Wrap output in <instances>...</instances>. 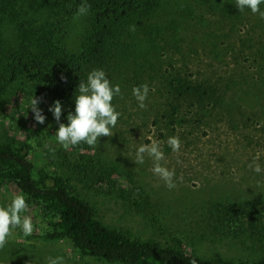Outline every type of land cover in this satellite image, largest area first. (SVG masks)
<instances>
[{
    "label": "rangeland",
    "instance_id": "obj_1",
    "mask_svg": "<svg viewBox=\"0 0 264 264\" xmlns=\"http://www.w3.org/2000/svg\"><path fill=\"white\" fill-rule=\"evenodd\" d=\"M24 1L19 0L15 7H4L0 1V143L29 139L33 144L30 158L37 167L68 177L101 221L131 237L176 246L205 258L253 261L263 257L264 172L258 174L248 165L259 157L257 162L264 168V19L248 8L239 11L235 0H230L209 8L203 26L194 20L202 30L200 34L206 33L207 45L198 42L199 33L192 27L183 31L182 50L192 46L195 53L188 64L196 77L210 80L222 75L232 79L228 88L231 94L221 107L212 103L210 111L202 114L183 110L178 123L172 124L167 90L160 82L162 75L153 70L155 79L144 81L150 89L145 109L139 108L132 94L133 87L144 84L141 79L119 84L123 96L112 101L121 113L112 129L114 134L100 137L96 146L81 143L65 150L55 135L65 117L64 109L60 121L49 111L60 94L53 91L54 100L39 95L41 90L29 70L33 55L44 51L39 43L43 32L32 29L44 24L48 2L35 0L33 14L41 18L32 27L26 23L29 16ZM168 1L173 8L181 5L183 9L188 4L184 0ZM260 8L264 11V3ZM75 15L70 13L53 23L52 37L55 44L80 52L88 43L94 18L90 11L79 19H74ZM55 18L54 14L49 20ZM25 40H35V44ZM166 53L167 58L162 55V59L157 54L155 68L169 69L171 60L180 64V53ZM107 77L115 86L111 75ZM34 97L46 117L43 124L35 121L29 108ZM170 136H179V152L168 146ZM149 137L161 144L165 166L175 169L173 189L151 171L153 161L147 155L142 165L132 160L139 145L151 142ZM95 158L109 165L108 171L89 169L88 162ZM15 194L23 193L0 186V206L10 204ZM24 196L28 207L21 215L32 219L33 233L25 236L21 228L13 229L6 246L0 249V264H46L48 257L57 256L63 257L65 264H120L84 255L69 240L34 237L35 232L46 229V224L40 205Z\"/></svg>",
    "mask_w": 264,
    "mask_h": 264
},
{
    "label": "trees",
    "instance_id": "obj_2",
    "mask_svg": "<svg viewBox=\"0 0 264 264\" xmlns=\"http://www.w3.org/2000/svg\"><path fill=\"white\" fill-rule=\"evenodd\" d=\"M0 1L4 7H15L19 3V0ZM167 1L47 0L49 12L55 14L56 18L49 20L52 15L45 7L47 15L42 17L44 24L38 29H32L43 32L39 43L43 44L44 51L41 55H33L29 70L30 77L39 85V95H49L54 100L56 96L52 94L53 91L59 92L65 112L61 123L67 124L68 113L75 112L78 84L80 81L86 82L87 75L93 69H102L107 76L111 75L115 85L137 78L144 83L148 79H155L153 70H157L162 75L160 82L167 90L172 124L178 123L177 117L183 110H195V114H202L210 111L212 103L216 107L224 104L231 94L228 88L232 79L222 75L218 78L212 76L210 80L205 76L196 77L188 64L195 52L190 44L189 49L182 50V40L183 31H190L192 27L199 33L198 42L207 45L206 33L200 34L202 30L198 28L197 22L203 26L209 8L226 5L230 0H184L188 4L183 9L178 1L174 2L178 5L176 8ZM81 3L91 6L90 13L94 22L88 30V43L83 50L71 52L55 44V37H52L55 28L52 25L65 15L76 13ZM24 6L29 16L27 25L35 27L36 21L41 18L37 19L33 14L36 1L26 0ZM166 13L171 16L166 18ZM133 25L134 31L130 30ZM25 43L32 46L35 40H25ZM214 46H217L215 42ZM168 50L181 54L180 64L171 60L169 69L155 68L157 54L159 58L162 55L167 58ZM32 149L33 144L29 139L0 143V186L19 191L40 205L46 229L35 232L36 238L69 240L82 254L109 263L190 264L194 258L197 264H264V256L253 261H235L222 256L205 258L176 246L131 237L101 221L95 208L71 186L68 177L57 170L37 167L30 158ZM87 165L89 169L99 168L103 173L110 167L99 158Z\"/></svg>",
    "mask_w": 264,
    "mask_h": 264
},
{
    "label": "clouds",
    "instance_id": "obj_3",
    "mask_svg": "<svg viewBox=\"0 0 264 264\" xmlns=\"http://www.w3.org/2000/svg\"><path fill=\"white\" fill-rule=\"evenodd\" d=\"M262 3H264V0H235V6L239 11L243 12L245 8H248L253 14H259L260 18L264 19V11L260 8ZM90 7L87 3H81L74 19L87 15ZM130 30L134 31L135 26H131ZM77 90L79 94L75 95V112L68 113V123H60L55 133L57 142L65 150H68L70 146H76L81 143L96 146L100 137H110L114 134L112 129L116 127L118 118L121 115L112 104L115 96H123L121 87L119 84L113 86L104 70L93 69L87 75L86 82H79ZM149 90L147 83L135 86L132 89V94L136 98L140 109L147 107L145 101ZM38 104L39 99L34 97L30 102L29 108L34 113L35 121L43 124L46 117L42 114ZM49 111L53 112L57 121H60L63 111L60 100H56L49 107ZM149 139L151 140V137ZM167 144L173 152H179L181 149L179 136H170ZM146 155L153 161L151 171L163 180L169 189L175 188V169L170 170L165 166L167 161L161 144L158 141L151 140L150 143L139 145L135 158L132 160L137 165H142L145 163ZM258 159L259 157H256L248 167L259 174L264 172V168L257 162ZM162 161L164 162L163 164L161 163ZM27 207L26 197L23 194H15L10 204L0 206V249L6 246L8 237L12 234L13 229L17 227L22 229L25 236H30L33 233L32 219L29 216L21 215ZM46 264H65V260L60 256L48 257ZM190 264H197V260L193 258Z\"/></svg>",
    "mask_w": 264,
    "mask_h": 264
}]
</instances>
